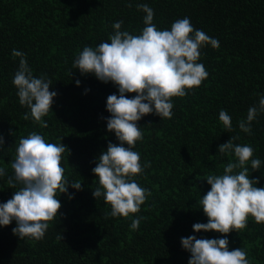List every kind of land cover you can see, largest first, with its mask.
<instances>
[{
    "label": "trees",
    "instance_id": "trees-1",
    "mask_svg": "<svg viewBox=\"0 0 264 264\" xmlns=\"http://www.w3.org/2000/svg\"><path fill=\"white\" fill-rule=\"evenodd\" d=\"M141 3L154 10L158 28L189 17L220 46L201 49L199 62L209 76L187 96L173 98L171 119L148 114L137 122L144 138L134 150L141 164H150L137 180L151 196L132 214L145 217L132 231L130 219L106 217L110 206L93 196L96 158L109 143H119L107 131L106 119L107 97L118 95V89L82 75L72 64L84 46L108 40L116 21H123L121 30L139 34L145 13L136 5ZM13 49L24 52L33 75L46 74L49 90L57 93L43 118L47 128L23 118L29 110L19 104L12 83L19 66ZM258 93L264 94V0H0V135L5 139L0 167L6 169L0 202L19 188L8 184L10 163L20 137L32 131L67 147L61 162L65 175L82 183V190L69 187L59 194L61 208L42 240L18 238L12 231L15 221L0 227V264H188L191 253L181 238L225 235L230 251L243 248L250 264H264V222L249 216L247 227L228 234L193 229L208 221L197 202L210 190L206 176L221 174L232 158L218 153L231 136H239L235 143L251 144L253 158L261 159L260 170L249 168L250 177L259 178L257 187H264V114L253 121L251 135L238 127ZM221 109L232 117V132H225L218 119Z\"/></svg>",
    "mask_w": 264,
    "mask_h": 264
},
{
    "label": "clouds",
    "instance_id": "clouds-1",
    "mask_svg": "<svg viewBox=\"0 0 264 264\" xmlns=\"http://www.w3.org/2000/svg\"><path fill=\"white\" fill-rule=\"evenodd\" d=\"M136 7L145 13L144 27L139 34L121 30L123 21H116L108 40L95 47L84 46L72 64L82 75L92 74L118 89V95L107 97L106 110L110 116L106 119L107 131L114 132L119 143H109L96 158L92 172L97 186L93 196L102 197L105 205L110 206L106 217L130 219L132 231L138 230L145 219L132 214L139 213L151 196V191L137 180L150 166L149 162L141 164V154L134 150L137 141L144 138L137 122L148 114H155L161 120L171 119L173 98L187 96L209 76L204 64L199 62L201 49L207 45L220 46L218 39L194 28L189 17L175 20L170 28L160 29L153 22L154 10L148 4ZM12 56L19 58L12 83L17 89L19 104L29 110L23 118L47 128L48 123L43 118L52 111L57 95L49 90L52 82L46 74L33 75L24 52L13 49ZM76 84L79 86L80 81ZM132 93L135 95H127ZM257 95L258 102L248 108L246 118L238 121L239 129L249 135L253 121L264 114V94ZM218 119L225 132L233 131L232 117L226 110H220ZM238 139V135L231 136L218 146L221 156L232 158L223 166L221 174L206 176L211 187L197 203L208 221L195 223V232H238L247 227L249 216L256 223L264 222V187H257L259 178L250 177V168L251 172L260 170L262 161L253 158L251 144L235 143ZM4 143V136L0 135V150ZM66 149L62 142H48L36 131L20 137L10 163L13 174L8 177V184L19 185V188L6 202H0V227L15 221L12 231L21 240L44 238L49 222L58 216L61 208L59 194H67L69 187L82 190L81 182L69 181L65 175L61 162ZM5 175L6 169L0 167V178ZM73 195L69 194V198ZM181 245L191 253L188 264H250L243 248L229 250L227 235L213 239L189 236L181 238Z\"/></svg>",
    "mask_w": 264,
    "mask_h": 264
}]
</instances>
